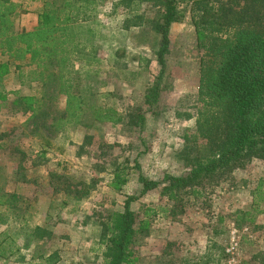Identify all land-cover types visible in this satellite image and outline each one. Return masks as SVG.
Returning <instances> with one entry per match:
<instances>
[{"label": "rangeland", "instance_id": "obj_1", "mask_svg": "<svg viewBox=\"0 0 264 264\" xmlns=\"http://www.w3.org/2000/svg\"><path fill=\"white\" fill-rule=\"evenodd\" d=\"M13 1L28 8L13 15L14 29H32L42 1ZM95 2L76 28L99 59L92 66L72 60V91L85 99L79 122L52 125L66 96L41 99L42 85L27 77L30 66L18 68L0 55V264H105L102 225L129 196L140 218L146 206L154 212L145 228L136 224L127 264H264V158L202 182L198 195L182 190L175 205L162 182L140 193L142 178L157 181L188 170L177 154L183 135L195 132L205 57L192 1L178 4L181 18L169 27L153 105L145 100L160 70L152 21L164 1ZM92 105L112 107L122 120L97 121ZM118 176L126 182L119 184Z\"/></svg>", "mask_w": 264, "mask_h": 264}, {"label": "trees", "instance_id": "obj_2", "mask_svg": "<svg viewBox=\"0 0 264 264\" xmlns=\"http://www.w3.org/2000/svg\"><path fill=\"white\" fill-rule=\"evenodd\" d=\"M41 1L37 24L30 30L16 31L12 17L26 12L27 5L0 0V55L15 62L18 68L22 62L30 66L27 77L42 85L41 99L48 102L58 95L66 96L65 108L56 117V124L55 117L52 118V125L79 122L85 99L72 91V60L75 58L92 66L98 64L99 59L94 45L88 47L77 37L76 28L79 21L87 19L86 13L92 11L89 5L96 2ZM163 1L165 9L152 21L153 32L158 37L154 53L160 70L148 88L146 103L153 105L158 99L168 53L169 27L181 18L180 2L192 1L197 15L194 20L196 35L205 50L197 94L201 107L197 110L195 132L183 135V146L177 154L188 170L182 175H164L157 181L140 180L141 194L162 182V192L175 205L180 201L182 190L191 189L190 194L198 195L197 188L202 182L217 181L247 159L264 158V0H234L217 5L210 0ZM84 49L89 50L85 53ZM4 66L5 63H0L1 97L5 91ZM90 108L97 121L115 124L122 120V115L112 107L92 105ZM35 112L32 108L33 116ZM117 181L124 184L126 179L118 176ZM134 198L127 197L123 209L111 212L102 225L100 242L104 246L105 264L129 262L136 224L138 228H145L150 212H154L146 206L140 218L130 207ZM34 230L48 233L38 226Z\"/></svg>", "mask_w": 264, "mask_h": 264}]
</instances>
